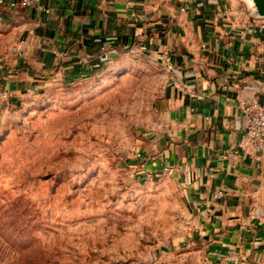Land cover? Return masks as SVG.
Masks as SVG:
<instances>
[{"label": "rangeland", "instance_id": "rangeland-1", "mask_svg": "<svg viewBox=\"0 0 264 264\" xmlns=\"http://www.w3.org/2000/svg\"><path fill=\"white\" fill-rule=\"evenodd\" d=\"M4 32L0 73L15 57ZM104 65L28 82L17 99L0 91V264L218 262L199 212L152 160L163 72L127 51Z\"/></svg>", "mask_w": 264, "mask_h": 264}, {"label": "crops", "instance_id": "crops-1", "mask_svg": "<svg viewBox=\"0 0 264 264\" xmlns=\"http://www.w3.org/2000/svg\"><path fill=\"white\" fill-rule=\"evenodd\" d=\"M0 28L21 52L0 73V91L16 99L28 82L99 72L102 47L115 59L144 46L165 79L154 165L172 171L194 212L207 211L195 222L214 264H233L230 252L264 262V147H239L243 104L264 103V19L247 0H38L0 6Z\"/></svg>", "mask_w": 264, "mask_h": 264}, {"label": "built area", "instance_id": "built-area-1", "mask_svg": "<svg viewBox=\"0 0 264 264\" xmlns=\"http://www.w3.org/2000/svg\"><path fill=\"white\" fill-rule=\"evenodd\" d=\"M38 0H21L20 2H12L6 0H0V6L7 7V8H17V6L22 7H30L36 4ZM114 50L111 46L109 47H102L99 53V59L103 64L109 63L113 56ZM146 48L144 46L138 48L129 47L127 48V52L132 55L133 57H142L144 56ZM13 54L16 56H21L20 49L14 48L12 50ZM3 98H8L9 94L4 92L2 94ZM243 112L246 117V128L242 139L239 143V147L242 150H251L260 152L264 147V103L260 101H251L249 103L243 104ZM172 173L171 170H167ZM220 195V194H219ZM218 195V196H219ZM199 213L202 216H207V211L199 210ZM251 219L254 221H258L259 224L262 223V219L258 218L257 216H251ZM228 257L233 264H241V258L234 254L228 253Z\"/></svg>", "mask_w": 264, "mask_h": 264}, {"label": "water", "instance_id": "water-1", "mask_svg": "<svg viewBox=\"0 0 264 264\" xmlns=\"http://www.w3.org/2000/svg\"><path fill=\"white\" fill-rule=\"evenodd\" d=\"M255 17L264 19V0H247Z\"/></svg>", "mask_w": 264, "mask_h": 264}]
</instances>
